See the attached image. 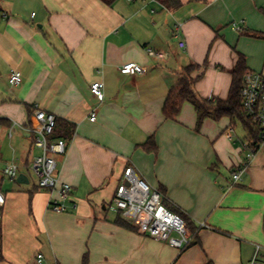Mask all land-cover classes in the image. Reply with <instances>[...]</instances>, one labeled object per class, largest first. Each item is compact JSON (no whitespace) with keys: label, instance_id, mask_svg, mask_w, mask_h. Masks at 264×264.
Returning a JSON list of instances; mask_svg holds the SVG:
<instances>
[{"label":"crops","instance_id":"obj_1","mask_svg":"<svg viewBox=\"0 0 264 264\" xmlns=\"http://www.w3.org/2000/svg\"><path fill=\"white\" fill-rule=\"evenodd\" d=\"M180 1L166 8L159 0H0V264H33L39 252L46 264H84L86 254L88 264H250L258 246L264 262V143L233 183L246 150L227 134L250 139L241 123L206 117L198 126L189 101L176 119L163 114L190 64L200 65L195 90L208 99L229 96L238 53L264 75V38L252 35L264 33V0ZM147 47L168 58L151 57ZM128 62L147 71L123 73ZM12 69L22 83L9 82ZM96 81L105 85L103 100L91 92ZM36 109L74 127L71 139L60 137L61 124L52 136L68 141L57 156L61 180L72 185L67 212L50 209V192L35 184L4 187L7 164L29 169L42 153L29 131ZM150 138L155 150L144 147ZM128 166L189 219L192 244L179 250L136 221L117 223L110 206ZM21 173L28 182H12L30 184Z\"/></svg>","mask_w":264,"mask_h":264},{"label":"built area","instance_id":"obj_2","mask_svg":"<svg viewBox=\"0 0 264 264\" xmlns=\"http://www.w3.org/2000/svg\"><path fill=\"white\" fill-rule=\"evenodd\" d=\"M35 15V13H33ZM234 26L238 27L236 24ZM180 46L185 47V42L180 41ZM147 53L158 59L168 58V53L147 47ZM121 71L126 74L145 73L146 67L135 62H128L121 66ZM22 73L12 69L9 82L12 85L22 83ZM105 85L96 81L91 85V92L99 100H103ZM241 101L245 115L250 118L258 128L259 140L241 138L229 132L231 139L238 140L246 150V159L241 162L232 174L233 183H238L249 168L252 159L260 145L264 143V75L261 72L249 70L242 81ZM37 126L29 128L36 134L35 144L42 150L32 162V169L39 178V188L50 192L48 207L56 212H67L68 202L71 199L72 185L62 181L57 165V156L65 155L68 141L62 138L52 139L57 125V117L52 112L42 109L35 110ZM97 119L96 110L90 114V120ZM4 172L10 179L16 180L20 174L17 163L5 166ZM6 204V195L0 189V229L4 221L3 208ZM76 208V203H73ZM110 208L122 215L127 220H135L140 230L172 247L183 250L192 244L194 232L187 220L180 214L170 209L164 203V195L160 190L154 189L142 178L133 166L125 168L120 183L117 186ZM261 247L258 246L250 264H263L258 262ZM33 264H46L45 255L37 253Z\"/></svg>","mask_w":264,"mask_h":264},{"label":"trees","instance_id":"obj_3","mask_svg":"<svg viewBox=\"0 0 264 264\" xmlns=\"http://www.w3.org/2000/svg\"><path fill=\"white\" fill-rule=\"evenodd\" d=\"M106 3H112L114 0H102ZM166 8H177L181 5L180 0H159ZM255 37L264 38V33L254 32L252 33ZM200 68L198 64H190L184 70L183 73L175 85L170 89L168 97L165 101L163 107V114L166 119L174 120L179 115L182 105L184 102H191L198 111V126L201 124L202 120L206 117H211L213 119H220L222 117H230L233 122L241 123L243 127L248 131L250 138L259 140L258 128L255 123L248 118L242 107L241 101V87L242 81L245 74L249 71L247 67V61L243 54L238 53V60L231 71L232 74V84L229 92V96L226 99L216 98L208 99L202 98L198 95L195 90L196 78L192 76V72ZM61 124V134L60 137L65 139H71L74 127L71 123L65 120H59L57 118V125L54 131V137L57 136L58 125ZM144 147L148 150H155L156 143L153 138H150L148 142L145 143ZM165 203V200H164ZM191 227L189 219L182 215ZM117 223L127 227L134 228V226L121 215L117 217ZM192 229V227H191ZM194 232V230L192 229ZM3 259L1 247H0V260ZM84 264H88V255L84 256ZM212 264V263H209Z\"/></svg>","mask_w":264,"mask_h":264},{"label":"rangeland","instance_id":"obj_4","mask_svg":"<svg viewBox=\"0 0 264 264\" xmlns=\"http://www.w3.org/2000/svg\"><path fill=\"white\" fill-rule=\"evenodd\" d=\"M183 73H185V71ZM35 147H36L35 144H33L32 153L39 152L38 149L35 148ZM21 171H25L26 173L30 174L31 179H32L30 184L25 186V185H20V184L16 183L15 181L12 182V180L8 177V175H6L5 172L2 170L1 175L3 176L2 180L4 182V187H10V186L13 185V188L23 189L24 187L27 188V186L31 187L32 184H35V185L39 186V178H38L37 174L35 173V171L32 169V167L27 169L25 167L19 166V172L21 173ZM10 184H12V185H10ZM110 211L114 213V211H112V210H110ZM131 221H135V220H131ZM0 236H1V231H0ZM260 261H262V263L264 264L263 260L261 259V254L258 256V262H260Z\"/></svg>","mask_w":264,"mask_h":264},{"label":"water","instance_id":"obj_5","mask_svg":"<svg viewBox=\"0 0 264 264\" xmlns=\"http://www.w3.org/2000/svg\"><path fill=\"white\" fill-rule=\"evenodd\" d=\"M17 181L20 183H25V182H28V179L25 174L21 173L19 174Z\"/></svg>","mask_w":264,"mask_h":264}]
</instances>
